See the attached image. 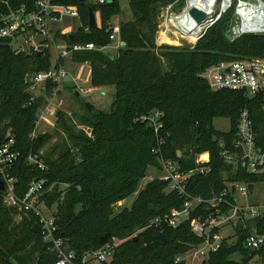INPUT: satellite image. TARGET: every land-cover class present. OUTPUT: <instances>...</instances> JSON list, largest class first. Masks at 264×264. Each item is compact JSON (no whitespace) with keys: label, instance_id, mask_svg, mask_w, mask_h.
I'll return each mask as SVG.
<instances>
[{"label":"trees","instance_id":"obj_1","mask_svg":"<svg viewBox=\"0 0 264 264\" xmlns=\"http://www.w3.org/2000/svg\"><path fill=\"white\" fill-rule=\"evenodd\" d=\"M35 1L12 0L10 5L24 4L32 10ZM175 1L129 0L132 18L119 24L118 38L124 45L110 58L104 49L112 43L110 21L119 14L118 0L104 4L58 0L59 4L77 7L79 26L71 35L55 33V39L68 46H95L94 50L72 53L71 61L89 65L92 87L113 86L114 100L108 114L84 108V113L75 115L79 128L56 112L60 133L50 145L51 135H33L39 108L30 101L26 76L50 69L51 53L45 49L39 54L15 55L8 44L0 45V141L11 135L20 152L14 170L18 194L25 192L30 180L44 181V203L55 214V236L62 239L66 251L77 256L109 247L113 251L109 264H175L176 257L201 244L188 223L176 228L149 226L152 220L181 210L185 201L168 191V183L158 178L144 185L129 208L115 212L118 203L137 192L149 167L160 170L159 158L173 160L181 171H188L197 155L209 154V175L194 176L186 186V192L195 197L219 194L225 181H256L240 171L232 172L220 156L219 140L226 145L233 140L239 112L248 109L259 144L264 147V114L255 100L240 93L210 90L200 73L221 61L264 58V35L227 41L224 32L231 9L193 48L156 45L158 13ZM181 2L178 0V5ZM89 8L99 15V25L89 27ZM5 11L0 4V14ZM61 65L59 60L53 67ZM56 87L46 83L44 95ZM154 112L163 114L161 145L150 125L140 121ZM216 119H228L229 132L216 131L212 125ZM31 154L39 156L44 171L26 164ZM197 214L206 217L208 212L202 208ZM195 216L193 213L190 218ZM15 217L0 192V263H53L56 255L50 245L42 242L37 231L32 232L37 219L21 216L17 221ZM243 238L239 232L234 245L210 254L204 264H249L252 254L243 248ZM234 254L240 255L239 262L230 259Z\"/></svg>","mask_w":264,"mask_h":264},{"label":"built area","instance_id":"obj_2","mask_svg":"<svg viewBox=\"0 0 264 264\" xmlns=\"http://www.w3.org/2000/svg\"><path fill=\"white\" fill-rule=\"evenodd\" d=\"M10 1L12 0H0V4L6 7V11L0 14V45L8 44L15 55L42 53L54 44L56 31L53 25L55 23L67 18L79 19L76 6L62 5L58 3V0H36L32 10L24 4L12 8ZM177 1L159 11L156 45H170L166 43L165 38L195 45L231 9L230 22L224 32L227 41L234 42L244 35H264V0H182L179 5ZM105 2L107 0H96L94 4ZM191 8L205 14L202 23L197 24L189 15ZM118 35L119 27L113 26L109 40L118 42ZM94 49L95 46L92 43L67 45L61 48L55 61L70 57L74 52ZM55 63L47 71L26 76L27 91L31 94L30 101L35 103L40 95L34 92L39 86L43 87V100L39 107L36 124L39 121H46V117L55 114L54 97L59 87L63 85V78L67 75L62 67L54 68ZM200 78L212 91L236 92L255 100L264 114V58L221 61L205 68L200 73ZM48 82L57 87L50 94L44 95V86ZM79 91L91 93L95 89L89 88L84 91L79 88ZM162 115L160 112H154L140 118L141 122H146L153 129L158 145H161L159 131L163 127L160 122ZM219 147L221 158L229 165L233 173L240 171L255 177L256 181L253 183L225 181L224 188L219 194L208 198L195 197L186 192V186L194 176L209 175V154L205 152L197 155L194 167L188 171H181L173 160L159 158L160 172L163 175L158 179L166 181L168 191L176 192L185 201L181 210H172L168 216L152 220L149 226L160 227L164 224L170 228H176L180 224L188 223L190 231L201 239V244L187 253L192 252V262L198 261L199 264H204L203 262L210 254L224 246L234 245L238 240V233L243 232V248L252 254L249 264H264V197L260 203L248 202V197L252 195L256 185L264 184V147L259 144L248 109L239 112L233 140L228 145L219 140ZM157 151L159 152V148ZM19 158L20 152L16 150L14 138L6 135L0 141V192L3 202L7 208L16 213L17 221L21 219V216L37 219L36 231L42 242L49 244L50 251L56 255V260L51 264H109L113 254L109 247L88 252L82 256L66 251L62 239L55 236L57 231L55 214L44 203V181L32 179L28 182L25 192L18 194L19 181L14 170ZM25 162L32 168L45 170L38 155H28ZM249 185H252L251 190ZM237 194L245 199L244 203L238 202L235 197ZM202 208L208 212L206 217L197 214ZM193 213L196 216L190 218ZM256 218L257 223L255 227H252L250 220ZM232 237L234 240L228 243L227 240ZM116 244L117 241L114 245ZM184 255L176 257L174 263L186 264Z\"/></svg>","mask_w":264,"mask_h":264},{"label":"rangeland","instance_id":"obj_3","mask_svg":"<svg viewBox=\"0 0 264 264\" xmlns=\"http://www.w3.org/2000/svg\"><path fill=\"white\" fill-rule=\"evenodd\" d=\"M95 1L96 0H88V2L90 4H94ZM128 2H129V0H118L119 7L121 8V12L119 11V14L117 16L112 17V22H116L117 20L123 21L125 19H129L132 17ZM174 9L176 10V7ZM128 16H129V18H128ZM159 20H160V18H159V13H158L157 25L159 24ZM63 24L69 25L72 28H75L78 25L77 21L74 19H65V22H63ZM115 25H119V24L117 23ZM156 31H157V26H156ZM158 39H160L159 36H158ZM165 39H166V43L170 44L171 46H176L179 48H182V47L193 48L195 46V45L188 44L186 42H181V41L177 42L176 40L173 41V40H171V38H165ZM155 43L157 44L156 32H155ZM177 43H179V45ZM121 46H123V45H118L117 41H114L111 44L107 45L106 49H104V50L107 51L108 53L112 54V55H115L118 48ZM49 52L51 53V56H50L51 60L55 59L54 58V54H56L55 44H53L49 48ZM51 63H52V61H51ZM63 65H64V70L66 72L72 66L71 62L68 61L67 59H66V61H64ZM82 71L83 70L80 69V72H82ZM83 80H84V82H86L87 78H84ZM77 82H79V81H77ZM79 88L86 91L89 88V86L84 85V84L82 85V83L79 82L77 84V86H75V91L65 89L63 86H60L58 93L54 97L55 113L56 112L62 113L66 119L72 120L73 123H75L78 128L80 126L77 124V120L75 119V115H79V114L84 113V108H85L86 103H88L89 105L92 106L93 111H95V112L100 111L102 113L108 114L112 110V103L114 100V87L113 86L103 87V88L97 89L96 91L91 92V93L81 92V91H79ZM42 90L43 89H41V87L39 86L35 90L34 93L37 95H40L42 93ZM75 92L78 93L77 96L75 95ZM47 120H48L49 124H45L44 121L43 122L39 121L37 123L33 135L36 136V135H40V134H44V133L51 135L52 138L48 143V145H50L57 140V138L59 137L58 134L60 132L56 127L55 116L54 117L53 116L46 117V121ZM212 125L216 131H219L222 133H227L230 130V122L228 119H216L213 121ZM41 152L43 153L44 149H42ZM162 175L163 174L157 168L149 167L145 173V177L141 180V182L139 184L137 192L134 195H132L130 198H128L124 203L123 202L118 203V205L115 207V212L116 213L120 212L123 207L129 208L132 205L133 201L135 200L138 192L143 189L144 185L146 183H148L149 181H151L152 179L161 177ZM235 197L237 198L239 203L245 202V199L240 198L238 196V194L235 195ZM262 197H264V184H258V185H256L255 190L252 193V195H249L248 202L250 204L260 203V202H262ZM52 209L54 210V208H52ZM227 233H228V231H227ZM233 240H234V238L232 237L230 240H227V241H228V243H230ZM191 256H192V252L187 253L183 256L185 263L186 264H199L198 261L192 262ZM230 259L235 261V262H239L240 261V255L234 254L230 257Z\"/></svg>","mask_w":264,"mask_h":264},{"label":"crops","instance_id":"obj_4","mask_svg":"<svg viewBox=\"0 0 264 264\" xmlns=\"http://www.w3.org/2000/svg\"><path fill=\"white\" fill-rule=\"evenodd\" d=\"M88 1V0H87ZM120 12H121V8H120ZM94 16H95V24H98L99 25V15L98 14H94ZM128 18H129V16H128ZM132 18V17H131ZM131 18H129V19H125V20H123V21H121V20H117L116 22H112V18H111V24L113 25V26H119V25H115V24H120L121 22H127V21H130L131 20ZM68 19V18H67ZM77 21V23H78V25H77V27H75V28H72L71 26H69V25H66V24H63V22H65V19H63V20H61V21H59V22H57V23H55L54 25H53V29L56 31L55 33H59V35L62 37V36H64V35H71V33L72 32H74L77 28H78V26H79V20H76ZM63 34V35H62ZM54 39H55V35H54ZM54 44H55V49H56V54H54V58L56 57V55L59 53V51L61 50V48L62 47H66L67 46V44L62 40V39H60V38H56L55 40H54ZM117 44L118 45H122V43L121 42H117ZM106 49V48H105ZM66 59L68 60V61H70L71 62V64H72V66L69 68V70L67 71L68 73V75H70V77H71V79H72V82L74 83V85L75 86H77V84L79 83V82H81L82 83V85L84 84V85H88L89 86V88H93V89H95V91L97 90V89H100L99 87H92L91 85H90V67H89V65L88 64H75V63H73L72 61H71V56L70 57H66V58H63V59H60V60H62L63 61V63H64V61H66ZM50 61H52V63L51 64H53V63H55L56 61H55V59H53V60H51L50 59ZM59 61V60H58ZM61 67L64 69V65H61ZM80 69H82L83 71L82 72H80ZM85 69V70H84ZM84 78H87V81L86 82H84ZM77 81H79V82H77ZM63 86V85H62ZM41 87V89H43V87L42 86H40ZM64 87V86H63ZM88 88V89H89ZM57 93H58V91H57ZM43 94L41 93L40 94V96H42ZM54 116H55V114H54ZM53 116V117H54ZM44 123L45 124H49V122H48V120L47 121H44ZM37 125V124H36Z\"/></svg>","mask_w":264,"mask_h":264},{"label":"water","instance_id":"obj_5","mask_svg":"<svg viewBox=\"0 0 264 264\" xmlns=\"http://www.w3.org/2000/svg\"><path fill=\"white\" fill-rule=\"evenodd\" d=\"M78 2L82 3V2H87V0H77ZM107 2H111V0H107ZM189 15L193 18V20L197 23V24H200L203 22V20L205 19V14L202 13L201 11L195 9V8H191L189 10ZM88 24H89V27H92L95 25V16H94V13L93 11L89 8L88 9ZM69 39L71 40L72 39V36H69ZM124 45V44H122ZM108 56L110 58H112V55L108 53ZM63 86L65 89H69V90H72V91H75V85L74 83L72 82V79L70 77V75H66L64 78H63ZM75 95L77 96L78 93L75 92ZM43 100V97L42 96H39L37 98V100L35 101V106L37 108H39L41 106V102ZM85 108L88 110V111H91L92 110V106L89 105L88 103L85 104ZM0 189H1V186H0ZM252 189V185H249V190ZM233 188H232V192H233ZM257 218L256 219H252L250 220V224L252 225V227H255L256 223H257ZM32 232H36V225H34L32 227ZM136 239V238H135ZM204 263V262H203Z\"/></svg>","mask_w":264,"mask_h":264}]
</instances>
